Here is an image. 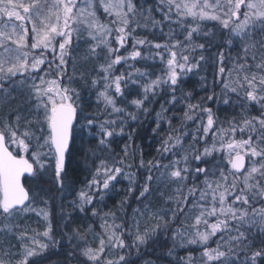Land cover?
Instances as JSON below:
<instances>
[{"label":"snow or ice","instance_id":"6c2138e0","mask_svg":"<svg viewBox=\"0 0 264 264\" xmlns=\"http://www.w3.org/2000/svg\"><path fill=\"white\" fill-rule=\"evenodd\" d=\"M159 2L161 20L139 0H0V98L12 99L23 86L30 113L17 109L11 119H0V264H66L76 253L82 264H139L132 252L156 244L176 264H264V0ZM164 21L169 32L158 42ZM69 58L73 73L65 82ZM146 59L152 63L135 66ZM207 66L214 85L207 100L229 105L242 98V112L254 106L257 113L225 127L211 106L193 103L185 80L195 74L207 89L201 74ZM77 72L95 89L102 118L83 115L80 93L71 86ZM161 98L152 128L160 137L157 156L146 161L142 149L131 150L132 138ZM181 105L174 122L169 107ZM125 135L129 142L115 151L117 137ZM78 141H87L81 155L90 168L82 187L70 170ZM214 153L215 165L204 166ZM121 179L128 180L123 195L115 209L104 211ZM53 192L74 197L69 207L89 221L83 230L71 226V213L61 214L63 227L54 230ZM134 192L138 206L118 215ZM154 194L164 207L150 204ZM29 212L43 219V230L14 231ZM65 242L73 252H64ZM191 245L199 257H175L178 247Z\"/></svg>","mask_w":264,"mask_h":264},{"label":"trees","instance_id":"16d2710c","mask_svg":"<svg viewBox=\"0 0 264 264\" xmlns=\"http://www.w3.org/2000/svg\"><path fill=\"white\" fill-rule=\"evenodd\" d=\"M139 3L141 5H145L146 7H150L155 9L153 12V16L156 20L162 19V12H161V5L159 0H139ZM172 28L176 30V33L178 35L182 36L181 30L176 26L172 25ZM139 32H145L148 31L149 39L152 38L151 30H145L143 28L138 29ZM169 32L168 22L164 21V34H161L159 30L155 33V38L158 42H163L165 39H167V34ZM260 30H256L255 39L259 41L262 39V37L259 35ZM85 50V47L79 52H82L81 54H75L78 61L79 57L83 54V51ZM123 52V49L121 50ZM240 52V48H235L231 55L235 57L237 53ZM80 54V55H79ZM147 51H145V56H147ZM151 64L152 61L150 59H146L144 61H141L137 63L135 66L140 67L141 64ZM71 65H72V59L69 58V63L66 69V75L64 77L65 82H68V78L72 76L71 74ZM89 70H91L92 65H89ZM120 71H125V69L121 66H117ZM73 69V68H72ZM95 75V73H92ZM202 75L207 77V83L209 87L207 89L201 87V83L199 80V76L195 74H189L188 78L185 80V88L187 91H190L192 93V102H201L204 104H207L213 108V111L215 113V116L218 118V121L223 124L225 127H227L228 121H231L233 118H236L237 120L240 118L241 115H247L252 114L255 115L258 111V109L254 106H249L247 112H242L241 104L244 103L243 99L239 101H233L230 100L229 105H224L220 101H209L207 100V95L210 94L212 88L214 87L212 81V68L211 66H207L201 73ZM71 86L76 88L77 91L80 93L81 97V107L84 109L83 115L85 116H93L96 118H102L100 114V110L97 107V101H96V94L95 89L91 88L88 84L84 82V80L80 79L79 72L72 77L71 80ZM215 91L217 95L220 94V87L215 86ZM232 95V94H230ZM13 98L5 101L3 100V103L0 105V119H11L15 115V110H20L25 115V109H24V96L22 95V91H19L18 93H12ZM132 98V97H130ZM163 103V99H157V101L154 102L152 105L153 111L149 112L147 114L146 118H143V122L139 124L135 129V135L132 138V149L135 150L137 147L142 149L143 151V157L144 159L151 160L154 157L157 156L156 148L159 147V140L160 137L154 136L152 132V128H154V115L156 111L160 110V104ZM181 106H175V107H169L168 115L172 116V119L174 122L178 121L182 115L181 113ZM129 110H132V107L129 106ZM173 112L175 115H172ZM131 124H135L136 122H130ZM163 127H167V125H163ZM189 130L194 131L195 129L192 127V124H189ZM237 137L240 136V133L236 134ZM185 139H188L185 137ZM128 137L125 136H119L117 137L116 144L113 146L115 151L119 152L124 144L128 143ZM87 147V141H84L81 143L78 141L77 144V152L74 155L70 170L72 174V178L75 181V184L77 187H82L83 182L85 181L86 177L90 174V168L85 166V160L83 155H81V152L84 150V148ZM219 154L214 153L213 157L207 158V163L204 165L206 167H213L216 163V160L214 157H216ZM139 161V154L136 155V157L130 162L133 164V170L136 169L138 166ZM145 170L140 169L136 172V180L137 185L140 183L141 177L143 176ZM128 185V180L121 179L120 184L118 186V192L115 195H112L111 197H106L104 203L107 205L103 210L108 211L109 209H115L116 204L118 203L120 197L123 195V189L126 188ZM171 191V187L166 190V194ZM67 195V194H65ZM136 193H132L130 199L128 208L126 209L125 213H118V215H129L131 213L132 208H135L138 206V201L135 199ZM74 197L68 196L67 199L62 198L55 192H53L51 199H50V206L49 210L52 213V220H53V228L56 231H59V228L57 225L59 224L60 227H63V222L60 221V215L61 214H68L71 213L72 216L76 217V221L71 224L73 228L79 227L81 230H83V225L88 223L89 221L83 216V214H79L75 211H73L72 208L69 207V201L73 199ZM59 201V202H58ZM150 204L154 208H162L164 207L163 201L161 197L158 194H154ZM61 205H63V209L61 210ZM257 207L259 204L256 205ZM26 221V220H25ZM24 221V222H25ZM129 223L131 221L129 220ZM93 230H98L97 226L94 225ZM89 235V234H88ZM260 243V239L257 236L253 237L252 240V246L256 247ZM64 252L70 253L73 252V249L68 247L67 242H65V248ZM189 254L193 255L194 257H199L200 253L197 248V246L191 245L186 247H178L175 250V257H187ZM159 257V259H157ZM133 261H138L139 264H143L144 260H152L156 261V264H176V260L169 258V257H163L160 255V245L156 244L152 248H148L144 250L140 255H137L135 251L132 252V255L130 257ZM83 258L79 256L78 253L67 255L66 257V264H82Z\"/></svg>","mask_w":264,"mask_h":264},{"label":"rangeland","instance_id":"374dc122","mask_svg":"<svg viewBox=\"0 0 264 264\" xmlns=\"http://www.w3.org/2000/svg\"><path fill=\"white\" fill-rule=\"evenodd\" d=\"M141 22L143 23V21H141ZM84 47H85V41L81 40L80 43H79V50L80 49L82 50ZM78 53L81 54L82 52H78ZM49 59H51V57H49ZM72 73H73V69H72V65H71V74ZM18 87H19V91H22V95L24 96V101L25 102H24V106L23 107H24L25 112H26L25 115H30V113L27 111V109L29 108L28 89L23 87V86H18ZM19 91H17V93ZM13 93H15V92H13ZM2 103H3V99L0 98V105ZM41 206H43V205H41ZM17 223H19L20 229H14V231L23 230L24 228L37 229V230L42 231L43 230V225H44L43 219L41 217L37 216L35 214V212H29V213L22 214L21 216L18 217ZM91 239H92V236H91V233H89V235H88L89 242H91ZM2 243H3V239L0 238V244H2ZM12 243H14V244L17 243L14 238H12ZM17 247H18V244H17ZM113 255H115V251L113 252Z\"/></svg>","mask_w":264,"mask_h":264}]
</instances>
